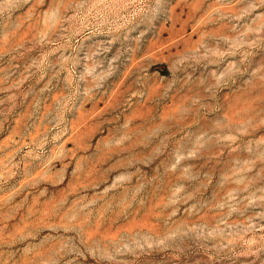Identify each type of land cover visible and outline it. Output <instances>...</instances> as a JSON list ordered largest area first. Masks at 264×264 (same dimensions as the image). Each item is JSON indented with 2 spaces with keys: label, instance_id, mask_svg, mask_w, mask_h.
<instances>
[{
  "label": "rangeland",
  "instance_id": "rangeland-1",
  "mask_svg": "<svg viewBox=\"0 0 264 264\" xmlns=\"http://www.w3.org/2000/svg\"><path fill=\"white\" fill-rule=\"evenodd\" d=\"M0 264H264V0H0Z\"/></svg>",
  "mask_w": 264,
  "mask_h": 264
}]
</instances>
